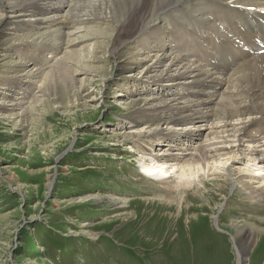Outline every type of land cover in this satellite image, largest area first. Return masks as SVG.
Returning <instances> with one entry per match:
<instances>
[{"label": "rangeland", "instance_id": "obj_1", "mask_svg": "<svg viewBox=\"0 0 264 264\" xmlns=\"http://www.w3.org/2000/svg\"><path fill=\"white\" fill-rule=\"evenodd\" d=\"M35 1L23 13L35 14L38 22H25L30 15L12 17L5 30H0V104L5 100L18 105L13 113L0 112V264H237L239 238L248 237V229L262 236L249 235L243 264H264L263 203L247 198L239 185L232 187L231 177L225 178L229 185L212 176L202 179L203 186L168 192L166 188H173L141 173L135 138L123 141L124 135L138 128L122 118L137 121L142 112L130 104L153 93L160 99H173V90L150 85L151 91L144 85L115 80L121 72L131 76L132 64L121 68L124 54L113 59L101 51L97 56L105 61H94L80 50L96 43L94 37L82 39L83 34H78L85 27L92 36L94 22L78 23L71 16L60 22L65 26L61 29L64 36L57 39L53 36L57 26L39 22L48 17L47 6ZM3 3L0 0V9ZM191 3L184 1L180 9L188 10ZM67 5L61 14L67 13L66 18L71 9ZM174 16H182L181 11ZM173 20L169 12L158 26L173 33ZM186 21L191 19L181 22ZM108 27L103 25L99 43L107 42ZM68 33L75 35L70 43L65 37ZM182 33L177 30L175 38ZM5 38L11 39L10 45ZM170 38L173 44V34ZM141 39L143 35L135 44L146 53L137 44ZM98 48L92 47L94 56ZM75 50H80L82 65L72 76L82 85L80 92L75 88L67 92L63 86L41 91L56 62ZM157 61L149 57L143 65L136 64L135 77L142 78L138 72L153 62L159 65ZM86 63L96 68L89 86L84 85L85 72L80 69ZM99 68L105 72L97 73ZM176 87L180 88L178 83ZM189 101L179 100L182 104ZM194 126L190 124V130ZM187 142L183 138L182 144L188 146ZM262 163L251 170L264 169ZM233 164L230 170L249 168L246 162ZM251 186L255 187L253 182ZM235 226L247 229L240 236Z\"/></svg>", "mask_w": 264, "mask_h": 264}, {"label": "bare ground", "instance_id": "obj_2", "mask_svg": "<svg viewBox=\"0 0 264 264\" xmlns=\"http://www.w3.org/2000/svg\"><path fill=\"white\" fill-rule=\"evenodd\" d=\"M1 1L5 5L0 9V30H5L12 17L19 19L30 15L25 22H38L35 14L23 13L26 11L23 9L35 0ZM184 1L187 0H75L73 4L36 0L35 3L47 6L44 12L48 17H43L39 22H49L48 27L57 26L53 32L57 39L64 36L61 29L65 26H60V22L71 16V20L78 23L83 20L94 22L95 26H90L92 36L87 35L85 27H81L78 34H83L82 39L94 37L96 43L80 50L86 56H92L94 61H105L97 56L101 51L113 59L124 54L126 59L121 68L123 70L128 63L132 64L128 71L131 76L125 77L121 72L115 80L147 88L150 85L166 88V92L173 90V99H160L153 93L149 98L132 102V108L142 110L138 113L137 121L122 118V122L138 128L124 135L123 141L135 138L134 149L141 155L137 162L144 177L169 185L173 189L166 188L168 192L203 186L202 179L207 180L212 176L223 179L231 177L232 187L239 185L243 192H247V198L264 204V169L258 167L251 170L252 166L263 164L264 160V0H190L192 3L186 11L180 9ZM64 4L71 8L67 11V18V15L64 16L67 13L61 15L66 6ZM178 9L182 16H174ZM169 12L174 17L173 33L171 29L158 26L162 16ZM185 17L191 22L183 24L181 21ZM110 23L112 27H108ZM104 24L109 28V33L107 42L102 44L99 38L104 33ZM177 30H183L179 38L174 36ZM166 31L169 32L167 35ZM172 34L173 44L170 42ZM142 35L144 40H138L137 44L146 53L144 50L142 53L135 44ZM74 36L72 33L65 37L70 43L69 39ZM4 41L10 45L11 39L5 38ZM96 45L99 48L95 49L94 56L92 47ZM76 51H71L56 62L58 64H55L54 71L41 84V91L51 92L55 87L63 86L67 92L74 88L80 92L82 85L73 77L82 65L80 52ZM149 57L153 61L158 60L159 65L154 62L145 65L138 72L139 75L143 74L142 78H136L133 73L137 70L136 66L143 65ZM89 63L80 68L85 72L83 79L87 86L92 82L91 74L96 69ZM96 72L102 73L105 69L99 68ZM149 88L154 91L151 89L154 87ZM181 99L192 102L182 104L179 102ZM3 102L0 107L5 110H1V113H13L18 106L17 103L9 104L10 101ZM142 123L145 125L143 128ZM190 124L195 125L193 130H190ZM183 138L190 140L188 146L182 144ZM197 138L202 141L197 142ZM165 143L169 145L164 146ZM257 158L263 160L257 163ZM236 161L248 163L247 171L241 167L230 170ZM252 171L256 175L249 174ZM226 179L223 181L229 185ZM252 182L255 187L251 186ZM235 227L242 236L246 227ZM248 233V237L254 234L262 236L254 229H248ZM248 237L243 240L239 238L241 249L237 248V264L244 263Z\"/></svg>", "mask_w": 264, "mask_h": 264}]
</instances>
